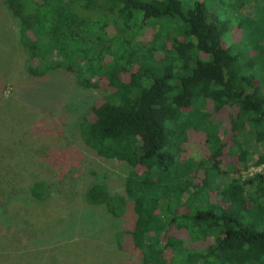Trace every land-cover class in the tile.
<instances>
[{"label":"trees","instance_id":"16d2710c","mask_svg":"<svg viewBox=\"0 0 264 264\" xmlns=\"http://www.w3.org/2000/svg\"><path fill=\"white\" fill-rule=\"evenodd\" d=\"M3 1L19 24L29 74L62 69L86 88L107 79L78 129L95 156L131 167L124 195L99 182L84 192L115 217L130 199L134 221L117 233L118 248L130 238L143 264H264V174L239 173L264 163V151L253 157L264 146V26L249 23L254 38L249 32L241 54L224 44L226 23L204 1ZM225 106L231 144L215 119ZM194 132L208 155L187 150ZM226 155L236 156L237 171L222 167ZM26 192L42 201L50 185L29 180Z\"/></svg>","mask_w":264,"mask_h":264},{"label":"rangeland","instance_id":"374dc122","mask_svg":"<svg viewBox=\"0 0 264 264\" xmlns=\"http://www.w3.org/2000/svg\"><path fill=\"white\" fill-rule=\"evenodd\" d=\"M195 1L182 3L189 8ZM199 1H204L210 15L225 21L230 41L224 44L234 53L244 54L249 32L254 38L249 23L264 26V0ZM3 2L0 0V264H143L132 250L130 238L125 239L124 249L116 242L117 233L134 221L130 199L127 212L115 217L84 198L95 182L124 195L125 177L131 170L124 161L95 156L79 138L78 123L107 92V79L102 78L97 88H86L62 69L41 76L29 74L28 52L18 43L19 24ZM156 30L155 26L147 28L145 38ZM240 58L244 62L242 55ZM251 70V66L243 68L244 73ZM231 112L225 106L215 114L219 134L228 144L232 143ZM186 147L196 157L209 153L200 132L191 134ZM262 151L264 146L255 149L253 157ZM222 167L237 171L236 156L226 155ZM258 170L250 166L239 173L248 177ZM37 178L50 185V194L42 201L30 199L26 192L28 181Z\"/></svg>","mask_w":264,"mask_h":264},{"label":"built area","instance_id":"2783aa9c","mask_svg":"<svg viewBox=\"0 0 264 264\" xmlns=\"http://www.w3.org/2000/svg\"><path fill=\"white\" fill-rule=\"evenodd\" d=\"M256 167H257V169H259V170H258L259 173L264 174V163H262V164H260V165H258V166H256Z\"/></svg>","mask_w":264,"mask_h":264}]
</instances>
